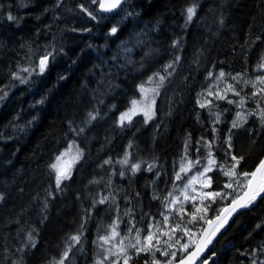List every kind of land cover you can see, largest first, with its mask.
<instances>
[{"label":"trees","instance_id":"1","mask_svg":"<svg viewBox=\"0 0 264 264\" xmlns=\"http://www.w3.org/2000/svg\"><path fill=\"white\" fill-rule=\"evenodd\" d=\"M98 4L0 0V264H172L241 194L225 175L231 156L243 157L240 177L264 157V0H126L111 14ZM158 75L154 117L121 124ZM72 142L82 156L58 186L52 165ZM211 156L210 190L223 198L172 208L184 164L200 171ZM212 254L264 264V194Z\"/></svg>","mask_w":264,"mask_h":264},{"label":"rangeland","instance_id":"2","mask_svg":"<svg viewBox=\"0 0 264 264\" xmlns=\"http://www.w3.org/2000/svg\"><path fill=\"white\" fill-rule=\"evenodd\" d=\"M93 2V0H91ZM99 6V4H98ZM97 6V10L98 9ZM100 12V11H99ZM158 76H153L152 78L148 79L143 86V90L140 87V93L137 98H135L130 106L120 115V123H125L130 121L133 117L137 115H143L147 120H150L155 115L156 109V100L162 85V81H160ZM222 96L225 93L223 90L220 89ZM136 102L135 104L133 102ZM127 113L128 115L125 117L123 121H121V116ZM82 156V151L79 149L76 143H71L59 156V159L56 161V171L61 176V181L66 180L70 177L72 170L75 164ZM215 163V157L211 156L208 158L207 163L203 169L200 171H192L193 164L191 162H187L182 167L181 171H184L188 174L187 181L185 182L183 188L179 192L172 197L171 200V207L174 209H181L184 205L188 202L195 201V200H204L207 197H213L209 195V193H214L210 190L212 186V179L209 173L213 169ZM206 169H210L205 171ZM237 178L236 188L239 189V193L243 192L247 186L246 181L242 179V177L235 175ZM198 234L192 236L189 241L185 244L187 247L182 246L183 250L188 251L196 242L198 238Z\"/></svg>","mask_w":264,"mask_h":264},{"label":"snow or ice","instance_id":"3","mask_svg":"<svg viewBox=\"0 0 264 264\" xmlns=\"http://www.w3.org/2000/svg\"><path fill=\"white\" fill-rule=\"evenodd\" d=\"M94 3H99L100 4V7L106 11H111L112 9L116 8L120 3H121V0H111V2L108 4L107 7H105V3H104V0H93ZM84 11H87V9H83ZM187 12H188V20H191L192 19V16L194 14V9L193 8H188L187 9ZM89 15H91V13H89ZM10 20L13 19L12 16H9L8 17ZM93 19H95V16L92 17ZM112 33H115L117 31V29L114 27L111 29ZM51 55V54H49ZM48 60V56H45L43 58H41L40 60V64H39V68H40V71L43 72L45 67H46V62ZM172 65H168V67H171ZM261 67H264V64H261ZM24 71H27V69H25ZM225 74L223 72L220 73V76L223 77ZM19 78V77H17ZM160 81H163L165 79L164 76H160L159 77ZM21 82L23 83L24 81L21 80ZM260 83L261 84H264V77H260ZM141 90H143V86H141ZM229 90H232L231 89V86L229 87ZM260 92L261 93H264V88L260 89ZM236 95H239V93H236ZM255 95V93H254ZM2 98V97H0ZM222 98H226V97H222ZM229 103H233L234 101H228ZM134 104L136 103L135 101L133 102ZM241 103H243V100H241ZM203 106V105H202ZM262 112V117H264V109L261 110ZM128 114L125 113L121 116V121H123L125 119V117L127 116ZM239 115V114H238ZM91 116V114H90ZM92 119H95L94 116H91ZM233 128L237 127V123L236 122H233ZM228 143H229V147H231V137L229 136V139H228ZM59 159V157L57 158ZM231 159L233 161H235V163L233 165H231V171L229 172H225V175H228V176H234V175H237V173L235 172V168L239 165V162L241 159H243V157H236L235 155H232L231 156ZM126 162V161H125ZM107 163V161H106ZM52 167L55 169L57 167L56 164H53ZM139 168V165H133V169H138ZM210 169H206L205 171H208ZM239 175H241L243 178H244V181H246V185L244 186H252L255 182V187L252 189V194L250 196H248V199L243 201V202H237V200H233L232 201V204L235 205V207H231L230 206V211H229V215H231L232 212H235L237 210V208H243V207H248L254 200L255 198L260 195L261 193H264V160H262L260 162V164L257 166V168L255 169V171H252V172H243V173H240ZM60 181H61V176L58 174L57 175V185L59 186L60 184ZM232 185L231 183L229 184H226L225 187L226 188H230ZM209 195L211 196H221V198H223V194L221 193H209ZM102 202V201H101ZM219 218V217H217ZM227 221V217H225L224 221L221 222L220 224V227L223 226V223H226ZM217 231L219 230V228L216 229ZM212 235H215V232L212 233ZM71 239L73 241H78L79 240V236H73L71 237ZM145 239H148L150 240L151 237H146ZM210 239L208 241L205 242V245L201 246L200 248L197 249L196 252L194 253H191L190 255V258H189V264H191V260H194L199 254L201 251H203V247H206L207 243L210 242ZM139 243V241H137ZM184 247H187L186 245ZM174 255V253H173ZM64 256L66 257L67 256V251L64 253ZM56 264H64V259L62 258L60 261L56 262ZM181 264H184L183 261H181Z\"/></svg>","mask_w":264,"mask_h":264},{"label":"water","instance_id":"4","mask_svg":"<svg viewBox=\"0 0 264 264\" xmlns=\"http://www.w3.org/2000/svg\"><path fill=\"white\" fill-rule=\"evenodd\" d=\"M125 1L126 0H121V3L116 8L112 9L111 11H106V10L102 9L100 7V4L98 6V9L101 13L111 14V13L116 12L123 5V3ZM110 2H111V0H104L105 7H107ZM262 160H264V157L261 159V161ZM260 162L258 163V165L260 164ZM257 166H256V168H257ZM254 187H255V182L252 186H247L244 189V191L238 197L235 198V200H237V202H243V201L247 200L248 196H250L252 194V189ZM262 194H264V193H261L260 195H262ZM230 206L235 207V205H233L231 202L217 216H215L214 218L209 220L206 223V225L204 226L203 230L200 232V234H199L196 242L194 243V245L186 252V254L182 258H180L179 260L175 261L172 264H181V261H183L184 264H189V258H190L191 253L196 252L198 248L205 245V242L208 241L209 238H211L210 242L207 243L206 247H203V251H201L200 254L194 260H191V264H199L201 262V260H203V259H204V261L202 262V264H211L212 260L216 258V254H212L210 258L207 257L211 248L214 246L215 242L217 241L219 236L222 234V232L235 219V217L238 214H240L243 211V209L245 208V207L237 208V210L235 212H232L231 215H229L228 213L231 210ZM217 217H219V218H217ZM225 217H227V221H226V223H223L222 227H220V224L222 221H224ZM217 228H219L218 231L216 230ZM213 232H215V235H212Z\"/></svg>","mask_w":264,"mask_h":264}]
</instances>
